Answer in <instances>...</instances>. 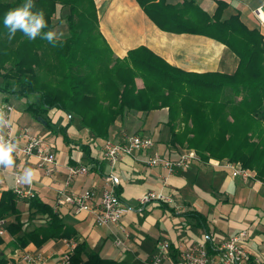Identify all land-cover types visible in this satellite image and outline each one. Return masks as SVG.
<instances>
[{
	"label": "crops",
	"instance_id": "obj_1",
	"mask_svg": "<svg viewBox=\"0 0 264 264\" xmlns=\"http://www.w3.org/2000/svg\"><path fill=\"white\" fill-rule=\"evenodd\" d=\"M93 1L99 31L115 58H123L129 50L142 46L167 64L185 72L232 74L237 68V56L223 43L204 34L161 28L144 10L142 1L169 19L189 25L191 22L199 24L204 16H213L218 2H224L226 7L221 12V20L238 15L239 21L248 30L258 31L264 41V0ZM258 8L261 10L260 18L254 13ZM63 11L66 13L67 9L60 5L56 7L59 30L64 32L59 39L68 34L67 24L61 18ZM135 81L137 87H142L140 78ZM3 104L13 107L10 118L15 128L27 127L41 137L46 148L56 152L57 168L54 174L47 175L43 168L37 166L35 157L21 158L13 154L14 165L11 168L0 166V196L3 191L17 188L54 206L60 191L69 195L90 191L92 198L87 204L95 205L110 170L102 157L104 143L112 139L118 141L128 134L146 135L153 140L154 145L150 149L123 155L115 165V173L119 177L118 195L127 208L117 224L97 225L93 213L87 209L76 212L68 205L56 209L63 214L65 224L72 226L86 241L87 250L97 252L104 259L127 264H151L158 240L166 239L170 248L168 258L162 264H173L180 249L209 236L212 247L208 254L217 259L220 252L216 245L247 229L249 237L244 241V247L248 259L244 264H264V184L256 179L255 174L248 180L231 176V172L219 167L221 162L215 159L207 162L193 160L188 168L176 169L169 174L159 165L147 164L151 156L176 158L184 150L169 144L170 132L168 126L162 123L164 118H161L167 114L164 108L150 112L129 110L109 127L105 141L95 142L92 134L80 127L76 115L69 118L64 112L51 109L45 117L51 125L47 127L44 122L23 111V101L14 97L5 101L0 92V107ZM64 126L70 138L68 145L57 132ZM87 142L93 145L89 149L93 157L91 162L80 148V144ZM76 164L86 166L87 173L70 176L69 169ZM27 168L36 172L31 184L20 180ZM147 192L159 197L141 203ZM26 200L24 197L17 199L22 228L16 234L6 230L0 235V264H27L20 258L23 251L42 252L45 261L41 264H59L65 250L64 237L49 239L41 245L30 241L21 247L19 238L44 224L41 215H34L28 220ZM4 217L7 224L15 220L14 215ZM120 228L124 232L121 233ZM115 236L120 237L122 244L115 246Z\"/></svg>",
	"mask_w": 264,
	"mask_h": 264
},
{
	"label": "trees",
	"instance_id": "obj_2",
	"mask_svg": "<svg viewBox=\"0 0 264 264\" xmlns=\"http://www.w3.org/2000/svg\"><path fill=\"white\" fill-rule=\"evenodd\" d=\"M26 2L0 1V92L5 101L9 97L23 101V111L40 118L47 127L51 125L45 117L51 109L76 115L80 127L86 128L95 142L105 141L109 127L129 110L150 112L166 107L171 146L192 148L203 162L239 161L264 184V41L258 31L248 30L238 15L221 20L224 2H218L213 16L190 25L169 19L143 1L142 5L163 29L204 34L227 46L238 58L232 74L185 72L142 46L129 50L123 58L113 57L99 31L93 0H33L32 11L44 12L47 27L42 33L53 28L52 17L60 5L67 9L68 34L55 46L41 36L30 40L20 31L9 40L5 14ZM136 77L141 78L142 87L136 86ZM57 132L70 144L66 126ZM90 143L80 144L89 162L93 159ZM18 198L13 190L0 196V218L15 217L6 225L12 234L23 225ZM26 199L28 220L41 215L44 224L21 236V247L30 241L41 245L64 237L76 243L69 264H127L87 250L86 241L65 224L61 212L38 196ZM211 243L206 242L207 253Z\"/></svg>",
	"mask_w": 264,
	"mask_h": 264
},
{
	"label": "built area",
	"instance_id": "obj_3",
	"mask_svg": "<svg viewBox=\"0 0 264 264\" xmlns=\"http://www.w3.org/2000/svg\"><path fill=\"white\" fill-rule=\"evenodd\" d=\"M256 11H254L255 15L260 18L261 10L258 8ZM1 107L5 113V119H9L13 107L10 104H3ZM0 134H3L5 139H11L18 145L17 151L13 153L14 155L21 158L33 156L37 160V166L43 168L47 175L54 174L57 168L56 152L53 149L46 148L45 142L40 136L31 132L27 127L15 128L13 123L11 127L4 128ZM152 143L153 141L149 136L138 134L125 136L121 142L107 140L102 147V157L106 160L110 170L103 181L97 203L95 205L87 204V201L92 198L90 191L76 195L62 194L60 191V196L56 198L53 208L56 210L62 205H68L76 212L81 209H87L93 213L94 221L97 225L108 226L109 224H117L127 211V208L119 200L116 193L119 177L115 173L114 167L123 155L150 149ZM196 158L198 159L195 151H182L173 160H166L156 155L149 158L147 164L150 166L159 165L166 171V174H169L176 169L188 168ZM219 167L229 170L231 176H240L245 180L254 176L252 171L234 162L224 161L219 163ZM85 173H87L86 166H72L69 169L70 176ZM13 192L17 197L28 198L32 196L31 193L17 188ZM157 197H159L157 194L147 192L141 198V203H146ZM165 199L168 202L170 201L168 198ZM7 223L6 217L0 218V235L6 232ZM120 229L121 233L124 232L123 228ZM248 237L249 231L242 229L237 234L220 241L215 247L219 250L220 256L215 259L207 253L206 242L209 240V236H206L200 242L180 249L178 258L173 264H244L248 259L244 241ZM114 244L115 246L122 244L119 236H115ZM75 245L76 243L73 239H65V250L61 255L59 264H69V256ZM169 248L168 240H158L151 264H162L168 258ZM20 258L27 264H41L45 261V255L42 252L23 251Z\"/></svg>",
	"mask_w": 264,
	"mask_h": 264
},
{
	"label": "clouds",
	"instance_id": "obj_4",
	"mask_svg": "<svg viewBox=\"0 0 264 264\" xmlns=\"http://www.w3.org/2000/svg\"><path fill=\"white\" fill-rule=\"evenodd\" d=\"M34 7L33 0H27L25 4L15 9L9 10L4 17V26L8 29V39L11 40L17 33L22 32L28 39L34 40L37 36H41L43 40L55 46L60 37L64 36V32L59 29H52L47 32L42 30L47 27L43 10L32 11ZM11 119H5L3 108L0 107V133L6 127H11ZM18 149V145L11 139H5L0 134V166L11 168L14 165L13 153ZM36 176L35 170L27 168L20 177L21 182L31 184Z\"/></svg>",
	"mask_w": 264,
	"mask_h": 264
},
{
	"label": "rangeland",
	"instance_id": "obj_5",
	"mask_svg": "<svg viewBox=\"0 0 264 264\" xmlns=\"http://www.w3.org/2000/svg\"><path fill=\"white\" fill-rule=\"evenodd\" d=\"M1 1V0H0ZM3 1H5V0H3ZM58 10H59V8H58ZM65 13V11H63L61 14H62V16H61V14H60V16H61V18H63L64 19V14ZM52 23H53V28L52 29H54V28H56V29H59V12L58 13H56V14H54V16H53V20H52ZM51 29V30H52ZM136 78H139V77H136ZM135 78V79H136ZM141 79V78H140ZM0 81H1V79H0ZM135 84H136V81H135ZM142 85H143V83H142ZM163 109V108H162ZM164 110L167 112V108L165 107L164 108ZM164 116V117H163ZM161 118H164V120H165V122H162L163 124H166V122H167V114L166 115H163ZM163 120V121H164ZM167 125V124H166ZM128 135H132V134H128ZM128 135H124V136H122L121 137V139L120 140H113L112 139V141H115V142H121L122 140H123V138L125 137V136H128ZM138 135H140V134H138ZM153 141V140H152ZM154 145V142L152 143V146ZM151 146V147H152ZM180 148H182V149H184L183 151H195L194 149H192V148H187V147H184V146H179ZM178 147V148H179ZM197 154V153H196ZM154 156H156V155H154ZM154 156H151L150 158H152V157H154ZM157 156H160V155H157ZM161 158H163V159H166V160H173V159H175V158H170V156H167V157H163V156H160ZM197 157H198V155H197ZM149 159V158H148ZM195 160H197V158L195 159ZM228 159H221V160H219L220 162H224V161H227ZM148 161V160H147ZM234 163H236L237 165H240L241 167H243L242 166V164L239 162V161H233ZM115 168V167H114ZM248 169V168H247ZM115 170V169H114ZM248 170H250V171H252L251 169H248ZM254 174H255V172L254 171H252ZM118 198H119V200L121 201V199H120V197H119V195H118ZM124 205V204H123ZM40 219H44L43 217H41Z\"/></svg>",
	"mask_w": 264,
	"mask_h": 264
},
{
	"label": "water",
	"instance_id": "obj_6",
	"mask_svg": "<svg viewBox=\"0 0 264 264\" xmlns=\"http://www.w3.org/2000/svg\"><path fill=\"white\" fill-rule=\"evenodd\" d=\"M39 120H41L40 118H39ZM42 122H44L43 120H41Z\"/></svg>",
	"mask_w": 264,
	"mask_h": 264
}]
</instances>
